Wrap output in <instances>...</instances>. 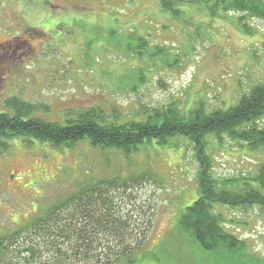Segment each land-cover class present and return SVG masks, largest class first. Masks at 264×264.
<instances>
[{
	"label": "rangeland",
	"instance_id": "1",
	"mask_svg": "<svg viewBox=\"0 0 264 264\" xmlns=\"http://www.w3.org/2000/svg\"><path fill=\"white\" fill-rule=\"evenodd\" d=\"M49 1L75 17V26L67 18L68 30L60 38L50 39L40 26L26 29L47 21ZM46 2L0 0V44L11 46L0 72V111L7 110L6 98L16 96L48 121L64 122L68 113L98 106L114 108L118 119L142 120V111L172 101L182 111L200 103L207 111L227 109L264 81V19L244 12L212 14L213 0H174L177 14L161 0ZM243 22L250 34L239 27ZM110 34L113 39L140 35L149 43H110ZM177 139L140 146L128 156L84 142L61 148L9 139L0 152V234L63 202L89 180L114 178L106 187L109 208L127 218L131 238L146 234L137 264H216L175 228L185 205L198 195L199 167L192 145ZM206 142L211 174L220 181L249 176L264 162V145L250 149L227 136H209ZM234 185L242 186L239 180ZM213 210L227 232L243 239L249 255L264 264V217L258 208L215 205ZM44 243L36 241L48 258Z\"/></svg>",
	"mask_w": 264,
	"mask_h": 264
},
{
	"label": "trees",
	"instance_id": "2",
	"mask_svg": "<svg viewBox=\"0 0 264 264\" xmlns=\"http://www.w3.org/2000/svg\"><path fill=\"white\" fill-rule=\"evenodd\" d=\"M198 1V0H196ZM210 12H244L264 19V0H213ZM162 6L178 13L174 0H161ZM167 8V7H166ZM243 17H238L240 21ZM251 33L246 23L240 26ZM107 35L110 43H149L143 36ZM0 111V152L9 139L22 137L66 148L84 142L108 153H135L140 146L171 145L177 138L187 140L198 162V195L185 205L175 228L214 256L216 264L229 262L263 264L250 256L243 239L227 232L215 205L256 206L264 217V162L256 171L238 179L220 181L211 174V158L206 138L213 136L245 142L250 149L264 145V81L254 84L237 103L227 109L207 111L204 104L182 111L172 101L142 111L144 119H118L115 109L101 107L68 113L64 122L48 121L33 115L35 105L16 96L6 98ZM9 110V111H8ZM114 117V118H110ZM114 178L87 181L63 202L50 204L34 213L27 223L0 234V264H137L143 256L146 234L131 238L130 223L109 208L106 187ZM242 184L235 187L234 182ZM233 186L236 190L226 189ZM71 208V209H70ZM69 209V210H68ZM131 232V233H130ZM179 232V233H178ZM37 240H44L51 256L41 255Z\"/></svg>",
	"mask_w": 264,
	"mask_h": 264
},
{
	"label": "flooded vegetation",
	"instance_id": "3",
	"mask_svg": "<svg viewBox=\"0 0 264 264\" xmlns=\"http://www.w3.org/2000/svg\"><path fill=\"white\" fill-rule=\"evenodd\" d=\"M47 2H48V0H47ZM46 3H44V6H43L44 9H45V4ZM38 5H40V4H38ZM71 5H73L72 1H71ZM48 6H49V11L47 12V15H46L47 18L45 19L47 21L45 23L40 21V24L36 25V26L35 25L34 26L27 25L26 29H29V28L34 29L35 27H39L40 26L39 30L41 32H43V34H48L50 36V39H51L52 36H54V37L56 36V37L60 38V36L62 34H65L67 32V30H68L66 28L67 23H68L67 22V18L71 17L72 18V22H70V25L71 26H75V24H76V23L74 24V18L75 17H73L72 13H68L69 11H67V12L66 11H62L60 6L56 7V4H54L52 1H49ZM74 6H75V4H74ZM65 8L69 9V8H71V6L70 7H65ZM51 26H52V28L49 29ZM45 29H48L49 32H51V33L50 34H49V32L47 33L45 31ZM53 32H55V33H53ZM46 41H47V39H46ZM0 43H2V42H0ZM21 43H28V42L26 40H21ZM9 47H11V46L9 45V46L4 47L3 45L0 44V50H3L2 52H0V72H1V68L3 67L2 64L4 63L3 62V60H5L4 58L7 57V56H10V53H9V49L10 48ZM14 52L15 51L12 50V53H14Z\"/></svg>",
	"mask_w": 264,
	"mask_h": 264
}]
</instances>
